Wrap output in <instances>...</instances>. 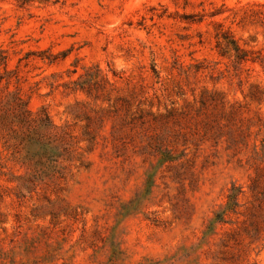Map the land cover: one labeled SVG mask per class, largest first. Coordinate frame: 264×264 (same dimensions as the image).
Instances as JSON below:
<instances>
[{"label":"rangeland","instance_id":"rangeland-1","mask_svg":"<svg viewBox=\"0 0 264 264\" xmlns=\"http://www.w3.org/2000/svg\"><path fill=\"white\" fill-rule=\"evenodd\" d=\"M218 24L264 56V0H0V264H264V68Z\"/></svg>","mask_w":264,"mask_h":264},{"label":"trees","instance_id":"trees-1","mask_svg":"<svg viewBox=\"0 0 264 264\" xmlns=\"http://www.w3.org/2000/svg\"><path fill=\"white\" fill-rule=\"evenodd\" d=\"M216 37V47L218 49V53L221 56H225L233 51L237 64L247 61H258L264 68V56L261 54L258 56H252V54L255 52L241 47L237 40L233 38L231 33L222 29L220 24H218ZM0 65H2V57L0 60ZM0 78L2 79V76ZM7 103L8 105L12 104L14 118L17 120L20 127L33 129V132L36 134L42 130H50L54 128V124L47 113H44L43 110L33 113L27 108L26 100H24L20 95H13L11 99H8ZM8 117L9 114H2V122H7ZM8 122L9 124L13 125L12 120ZM42 147L45 151H50L51 155L55 154L54 150L50 146L47 148L45 145H43ZM236 190L238 189L233 186L232 193L230 195L232 200H234L238 194Z\"/></svg>","mask_w":264,"mask_h":264}]
</instances>
